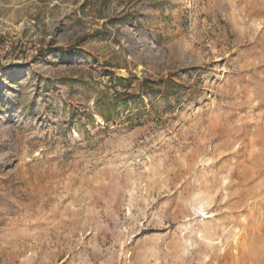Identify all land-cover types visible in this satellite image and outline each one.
Masks as SVG:
<instances>
[{"label": "rangeland", "instance_id": "374dc122", "mask_svg": "<svg viewBox=\"0 0 264 264\" xmlns=\"http://www.w3.org/2000/svg\"><path fill=\"white\" fill-rule=\"evenodd\" d=\"M0 264H264V0H0Z\"/></svg>", "mask_w": 264, "mask_h": 264}]
</instances>
